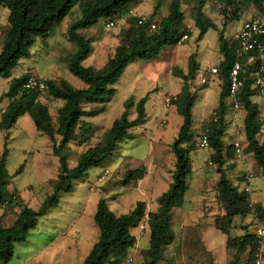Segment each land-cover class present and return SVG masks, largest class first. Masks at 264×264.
<instances>
[{
  "label": "trees",
  "instance_id": "trees-1",
  "mask_svg": "<svg viewBox=\"0 0 264 264\" xmlns=\"http://www.w3.org/2000/svg\"><path fill=\"white\" fill-rule=\"evenodd\" d=\"M140 1L142 0H0V9L8 11L6 30L0 47V78L9 79L11 71L19 61L30 57V49L36 39L46 38L55 26L68 16L73 7L78 6L81 17L68 31V39L74 44L75 50L63 59L68 64L69 73L85 86L75 89L64 82L39 79L46 87L43 92L38 89L27 90L24 86L34 77L26 72L11 79L7 91L0 97V102L7 100L4 110L0 111V131L4 133L3 148L0 151V210H18L9 228L0 227L1 264H8L12 260L15 244L25 241L29 232L35 229L38 219L58 205L62 194L71 192L73 184L82 180L90 169L102 166L112 156L118 144L127 138L128 131L145 122L144 105L147 97L139 99L136 103L132 98L128 99L124 102L125 112L122 117L114 121L103 133L102 144L88 147L79 155L76 165L70 168L66 156L68 145L77 141L88 142L93 133L91 124L82 118L95 117L104 111L105 106L112 100L114 86L130 64L156 57L163 47L176 46L179 39L187 33L181 11L182 0H167V14L164 17H160L161 2L158 0L149 16V21L156 25L153 31H150L148 23L140 26L135 19L129 18L127 27L121 28L114 35L117 45L103 69L96 71L85 68L82 62L89 56L92 47L77 31L88 29L100 20L104 21V25L116 21L127 15L128 10ZM206 1L211 2L222 17L221 28L216 27L205 16L203 3L192 8L189 14L192 18V29L197 32L195 40L200 41L208 30H214L217 33L218 53L221 56L217 67L218 77L222 80L218 105L203 127V130H208L209 147L213 150L211 160L218 165L220 175L216 192L221 214L215 217L213 225L218 232L226 236V249L233 253L227 264H254V254L259 243L249 228L252 224L264 227V207L252 204L251 214L248 194L240 193L232 181L221 172L225 158L222 156L223 149L226 151L225 159L232 158V146H226L222 139L226 134V117L229 111L226 101L228 70L235 60L236 49L232 35L226 37L224 33L227 25L239 20L249 8L264 17V0ZM260 63L264 65V55L252 66L243 62V88L237 101L240 109L245 111L243 153L250 154L256 166L264 173V138H260L263 123L258 105L251 100L255 92L251 88L249 77V72H253L254 66ZM198 69L196 55L192 54L188 58L186 74L174 72L183 82L181 92L169 101L182 118L177 136L170 145L175 166L169 189L157 198V210L148 214L149 248L142 253V264H158L162 249L173 241L170 212L184 203L191 175V149L184 147V143L192 132V108L196 94L191 92V86ZM43 96L48 101L63 103L56 111L55 121L47 105L40 101ZM87 105L92 108L85 111L83 106ZM133 107L136 116L129 119L127 112ZM24 116L30 118L36 132L51 141L52 155L57 157L59 162L57 182L51 193L35 210L24 204L16 190L10 194L6 192L10 182L6 170L10 130ZM22 169L23 165L17 169L16 174ZM143 177L142 170L127 171L121 184L123 187H133ZM145 209V203L137 202L131 211L116 216L109 209L106 200L99 199L93 215L98 238L81 264H124L129 251L135 245L130 230L145 216ZM248 216H251V224L242 227L241 235L231 237L230 231L235 219Z\"/></svg>",
  "mask_w": 264,
  "mask_h": 264
},
{
  "label": "rangeland",
  "instance_id": "rangeland-1",
  "mask_svg": "<svg viewBox=\"0 0 264 264\" xmlns=\"http://www.w3.org/2000/svg\"><path fill=\"white\" fill-rule=\"evenodd\" d=\"M145 2L146 3L142 4V7L147 8L149 5L148 2L151 1L146 0ZM160 2V17H164L167 14L168 1L160 0ZM200 3L204 4L203 12L205 16L216 27L221 28L223 23L222 17L216 11V7L206 0H182L181 11L184 15V25H191L193 27L192 18L189 12L192 8L198 7ZM254 13L255 10L249 8L241 15L239 20L229 23L225 28V36L230 37L240 26L241 22L251 17ZM7 15L8 11L6 9H0V47L6 30ZM80 17L81 13L78 6H74L68 16L56 25L46 38H37L35 44L30 49V57L19 61L18 65L11 71L9 79L0 78V97L7 91L9 80L17 78L28 71L33 72L44 79L50 78L57 82H64L71 87L73 86L74 88H77L75 84L80 83V81L69 73L68 64L63 58L75 50L74 44L68 39V31L73 23L78 21ZM116 25L117 24H115L113 29L107 31L104 28V21L100 20L88 29L78 30L77 34L88 40L92 48L93 42L95 43V48L98 43H101L97 48H100V50L105 49V52L108 53L116 44L114 35L118 33L120 29L119 27L117 28ZM190 35L191 39L182 46H165L156 57L150 60L136 61L133 66L126 68L120 80L114 86V95L110 104L108 103L109 106L107 107V104L104 111L95 117L82 118V120L91 124L93 133L89 136L90 139L88 142L77 141L69 145V151L66 153V156L70 168H73L76 165L79 155L88 147L100 146L103 141V133L110 128L114 121L122 117L125 112L124 102L127 101L130 96V94H126V89L128 92L134 83L135 86L132 87L134 88L132 93H135L137 97H142L149 90L147 87H149L151 81L155 82L157 88L162 87V85L165 86L166 83L167 88L161 93L157 89L155 92H150L149 94L152 101L158 103L162 97L161 94H163L164 91L171 93L178 92L182 80L179 79L174 72H182L183 68H187L188 58L192 54L196 55V61L200 62L201 67L196 72L197 79L195 83L194 81L192 82L193 89H191L196 96L198 95L193 107L194 124H198L200 111L204 109L207 113L212 111L218 103V93L220 89L218 82L220 83V80L213 84L209 83L207 85H201L200 76L206 67H209L210 65H219L221 56L218 53L217 33L210 29L200 41L195 40L196 32L189 34V36ZM184 53H187L185 57L182 55ZM176 57H178L177 64L173 62ZM205 91H208L206 96ZM251 100L258 105L260 111V118L263 123L260 138L263 139L264 96L254 94ZM40 101L47 105L50 115L52 116L53 121H55L56 106L54 103L48 101L44 96ZM58 103L61 104L62 101H58ZM6 104L7 100L5 99L0 102V111L4 110ZM83 108L87 111L92 107L87 105L86 107L83 106ZM127 113L129 119L135 118L136 116L135 110L132 112L129 110ZM229 114L230 110L227 115L229 116ZM159 117V113H157V115L154 114L146 119L140 126L147 131H150L152 130L151 125L155 124ZM233 117L235 123L226 118V134L222 139L225 145H229L231 141L230 139L234 136L236 138L239 137V140L237 141H239L240 144L245 139L242 121L243 112L241 110L239 112H234ZM169 122H171L174 127L179 126L178 117L176 116H174L173 120ZM129 131L127 138L118 144L112 156L102 166L90 169L82 180L75 182L72 191L62 194L59 198L58 205L38 219L35 229L29 232L25 241L15 244L13 258L8 264H81L89 252L91 245L95 243L98 238V229L93 222L95 205L90 212L85 208V201L88 197L97 196L98 194L99 198L106 200L107 203L114 202L116 198H118V202H122L123 200L125 202H133L131 200L132 198L130 197V199H128V197L131 196L134 190L132 187H123L121 184L123 175L127 171L138 169L142 170L145 175L149 169L152 175H149L147 179L144 180V185L146 183L153 185L155 187L153 195L157 198L167 192L172 181L173 171L166 168L167 166L161 171V174H163L165 178L164 181L163 178L158 177L155 173L158 172V170L156 171V164L153 167L148 168L150 163L148 155L151 154L152 146L150 135H146V137L139 134L134 136L132 133H129ZM194 132L195 131L192 130L190 137L184 143V147H187V145L190 144L189 148L191 150L194 149V142L192 140L197 138L200 131H197L196 134H194ZM3 136L4 133L0 131V151L3 148ZM44 138L43 135L35 131L30 118H28V121H23V119H21L18 121L17 126L10 130V141L7 145L8 156L6 160V170L9 174L10 182L6 192L10 194L16 190L24 204L34 210L37 209L44 198L51 193L54 184L57 182V176L59 173L58 158L43 153L41 149L43 146L38 143L40 140H45ZM209 153L210 150L202 149L192 151L189 156L195 160L200 169H207L212 175H214V167L206 166L209 160ZM171 154L173 155L172 152ZM167 161L173 162L171 155L167 157L166 162ZM21 165H23V169L16 174L17 169ZM165 165H167V163H165ZM103 168H108L113 173L104 183L98 185L95 192L92 193L90 188L95 184L96 177ZM197 169L198 168L194 166L193 175H190L189 177L188 189L184 196V208L189 207V202L192 203L191 205L193 206H200V198L210 196L211 207L215 210L216 216H218L220 215L221 210L213 193L214 188L212 190L213 184L207 188L208 191L205 190V186V188L201 189L199 192L197 182H192L197 174ZM251 172L252 173H248L253 177L248 183L249 189L252 191V194L260 199V203L264 205V173H261V171L259 173L257 166L254 167ZM245 176L246 175L232 177L230 180L232 183L234 181L245 182ZM245 186L246 183H243L239 188L243 190ZM155 202H153V207ZM155 204L157 205V202ZM112 205L113 204L110 203V208L113 211ZM17 211V209L12 211L0 210V227L9 228L15 220ZM121 211H124V209H119V213ZM250 224L251 216H248L247 218H236L233 228L230 231V236L235 237L241 235L242 227ZM174 228L175 227H173L172 230L173 236L175 237L173 243L175 242L177 245L184 246V243L178 242V236L180 235ZM92 231L96 234L94 235V240L91 238ZM201 231L206 237L205 240L208 241L212 247V256L214 253L219 255L218 253L224 252V236L212 227V219H209L208 216L202 220ZM186 234L189 235V231H187ZM191 236H193V232H191ZM196 241L197 244L195 242L191 243L190 246L187 244L189 246L188 249L190 248V252H187V257L188 255L190 258L193 257L191 258L192 260L196 256L195 251H200L202 257L205 254L202 251V246L205 247V243L204 241L201 243L200 235L196 237ZM62 242L66 247H69L71 251H69L68 248L67 252L62 254L59 248V251L55 252ZM140 256L134 257L132 264H142L143 257ZM128 257L132 258L129 254L126 259ZM158 264L180 263H168V261L163 263L161 261V263Z\"/></svg>",
  "mask_w": 264,
  "mask_h": 264
},
{
  "label": "crops",
  "instance_id": "crops-1",
  "mask_svg": "<svg viewBox=\"0 0 264 264\" xmlns=\"http://www.w3.org/2000/svg\"><path fill=\"white\" fill-rule=\"evenodd\" d=\"M145 1L146 0H142V1L138 2L135 6L132 7V9H134L135 11H137V12H139L141 14H144L146 16H150L152 14V12H153L154 4L158 0H150L151 2H148L149 5H148L147 8L142 7V4L146 3ZM128 19H129V17L127 15H125V16H123L121 18H118L115 21V24H117L116 27L117 28L119 27L120 29L127 27V20ZM193 33H195V32H193ZM196 35H197V32H196ZM190 39H191V37H190ZM189 40H187V41H189ZM187 41H185L184 43H186ZM100 44L101 43H98L96 45V48H95V43L93 42V48H92L91 53L82 62V65L85 68L93 69V70H96V71L103 69V67L105 66L108 58L114 53V49H115V47L117 45V41H116V44L113 46V49L110 52H108V53L105 52V49L104 50H100V48H97L98 46H100ZM183 44H181L180 46H182ZM182 55L185 57L187 55V53H184ZM87 59H88V61H87ZM173 62L177 64L178 57L174 58ZM196 62L199 65V69H200L201 68L200 67V62L199 61H196ZM220 62H221V59H220ZM133 65H134V63L130 64L129 66L131 67ZM214 67H218V65H210L209 67H206L204 69V72L200 76V80L203 77L206 78L207 82H206V84H203V85H207L209 83L213 84L214 82H217V81L220 80V83L218 82V85L220 87L219 93H218V100H219V96H220V92H221L222 80L220 79V77L210 74V70L212 68H214ZM28 72L34 78L43 79V80H52L50 78L44 79V78L36 75L33 72H30V71H28ZM182 72H183V74H186L187 68H183ZM196 79H197V73L195 74L194 83L196 82ZM182 85H183V82H181V85L179 87L178 92L171 93V92H168V91H164L163 94H161L162 97H161V99H160V101L158 103H154L152 101V98L150 97L149 94H150V92H155L157 89L161 93L163 90H165L167 88L166 83H165V86L162 85V87L157 88L155 82L151 81L149 83V87H147V88H149V90L142 97H137L135 95V93H132L133 90H134V88H132V87L135 86L134 83L132 84L131 89L128 92H127V89L125 90L126 94H130V96L128 98L129 99L132 98L134 100V103H136L139 99L148 96V100H147V102L144 105L146 119H148L150 116H153L154 114L157 115V113H159V115H160V117L157 120V122L155 124L151 125L152 130L147 131L146 129L142 128L141 126H137V127L132 128L129 131V133H132V135H134V136L139 134V135H142L144 137H146V135H150V139H153V142L150 141L152 143V146H151V154L148 155L149 156L148 158L150 160L148 168L153 167L156 164L157 165L156 171L158 170V172H155V173H156V175L158 177L163 178L164 181H165V178H164L163 174H161V171L166 166H167L166 168H168L170 171H173L174 156L170 152V145L172 144V142L176 138L178 130H179V127H180V125L182 123V118L176 113V110H175L174 106L169 104V101H170V99L174 98L177 94H179L181 92ZM75 86L77 87L75 89H81V88L85 87L84 84L81 81H80V83L75 84ZM191 89H193L192 86H191ZM207 94H208V91H205V96ZM197 97H198V95L196 96V100H197ZM52 103H54V105L56 106V111H57L58 108H60L63 105V103L60 104L58 102H52ZM195 103H196V101H195ZM195 103H194V105H195ZM109 104L107 105V107L109 106ZM227 104L229 106L230 114H229V116L227 115L228 117H226V118L229 119V121L234 122L233 121V118H234L233 116H234V112L235 111L232 110V108L229 105V103H227ZM217 105H218V103H217ZM217 105L209 113H207L205 109L200 111L199 117H198L199 118L198 124L195 125L194 121H193L192 130L195 131L194 134H196L197 131H200L199 134L197 135V138H194L192 140L194 142L193 146L195 145L196 141L200 138V134H201V132H203V127H204L205 122L211 117V115L213 114V111L216 109ZM130 110L132 112L135 109L133 107ZM239 111H236V112H239ZM241 111L243 112V118H242V121H243L244 117H245V111H243V110H241ZM174 116L178 117V125H179L178 127L172 126L171 122H169V121L173 120ZM192 116H193V108H192ZM28 118L29 117L24 116V117H21L19 120L23 119V121H28ZM132 119H134V118H132ZM162 120L166 121V126L163 129L159 130V129H157V124H158V122H160ZM18 121H17V123H18ZM17 123L15 124V126H17ZM31 137H32V135H31ZM43 137H45L44 138L45 140H40L38 143L43 146L41 148L43 153H45L47 155H52V143L46 136H43ZM230 140H231L230 144L226 145V146H232L234 141L239 140V137L236 138L234 136ZM244 141H245V139H244ZM244 141L241 144H243ZM69 145H68V147H69ZM189 145H187L186 148L190 149ZM207 149L210 150V153H209V158H208L209 160H208L206 166L207 167H214L215 174L212 175L207 169H200L199 165L195 162V160L189 156L190 164H191V175H193L194 166H196L198 168L197 169V174L195 175V177L193 176L194 179H193L192 182H194V183L197 182V186L199 187V190H198L199 192L201 191V189H204L205 186H206L205 190H207V188H209L213 184L212 190L214 188L213 193H214V195L216 197V183H217L220 175L218 173V165L216 163H213L212 160H211V157L213 155V150L210 147L207 148ZM196 150H202V149H196L194 147V149L190 151V154H191L192 151H196ZM170 155L173 158V162L172 161H167L166 162L167 157H169ZM222 156L226 158L225 149H223V151H222ZM246 156L250 157V158H247ZM225 158H223L224 159V163H223V165L221 167V172H223V174L228 179H231L232 177L243 176V175H247L248 173H252L251 171L254 169V167H256V164H255V162H254V160H253V158H252V156L250 154H244V156H243V158L241 160L234 159L233 146H232V158L227 159V160ZM165 163H167V165H165ZM258 170H259V173H260V171H261L260 168H258ZM112 173L113 172L111 171V175H112ZM149 175H152V174L150 173V171L148 169V171L144 175L143 179L140 180L137 183V185L132 187L134 192L131 194V196L128 197V199H130V197H131L132 198L131 200L133 202H125L124 200L122 202H118V198H116V200L114 202H108L107 203V205H108L110 210H111L110 203L113 204L112 205L113 211L112 210L111 211L116 216L123 215V214H126L129 211H131L137 202L145 203V205H146L145 215L146 216H148L149 213L155 212L157 210V205L155 204L156 203L155 201L157 200V197L156 196L154 197V195H153L155 187L153 185H150L149 183H146L144 185V180L147 179V177ZM243 183H244V181H242V182H238V181L235 182L234 181L233 182V185L235 187H237V189H238V191L240 193L243 190H241V188H239V186H241ZM191 185H192V183H191ZM91 192L94 193L95 190L91 191ZM248 196H249V201L253 205H258V206L264 207V205H262L260 203V199L258 197H256L254 194H252L251 190L249 191ZM109 198H110V196H109ZM99 199L100 198H99L98 194H97V196L95 195L93 197H88L86 199V201H85V208H87L91 212V209H93V206L95 205V209H96V205H97ZM216 199H217V197H216ZM200 200H201L200 201L201 202L200 206L199 205L193 206V205H191L192 203L189 202V207L188 208H184L185 204L183 203V205L180 208H174V209L171 210V212H170V226H171V229L173 230V227H175L174 229H176L177 233H179V235H180V236H178L179 237L178 238L179 239L178 242L179 243H184L185 245L181 246V245H177L175 242L173 243V241L175 239V237L173 236L172 243L169 246H167V247L162 249L160 260H159L158 263H161V261L163 263L168 261V263H170V262H174V263L175 262H179L180 264H227L229 262V260L231 259L233 253L226 249V236L223 235V234L222 235L224 236V240H223V242H224V252L223 253H221V252L218 253L219 255H216V253H214L213 256H212V252H211V248L212 247H211L210 243L205 240L206 237L202 234L201 227H202V220L206 216H208L209 219H212V227L214 228L213 222H214V219L216 217V213H215V210L211 207L210 196H206V197L204 196V198L201 197ZM153 202H155L154 203V207H153ZM119 209H124V211H121V212H124V213H121V212L119 213ZM93 215H94V213H93ZM187 231H189V235L186 234ZM191 232H193V236H191ZM149 233H150L149 232V228L141 231V230H139L137 225H136V227H134V228H132L130 230L131 236H133L134 239H135V245L128 253L132 257V262H133L134 257L140 256V255L142 256V253L149 248ZM94 235H96V234H95V232L92 231L91 232L92 240H94V238H95ZM199 235L201 236V243H202V241H204V243H205V247L202 246V251L205 254L202 252L204 254V256L202 257L201 254H200V251H195L196 256L192 260L191 258H193V257L190 258L189 255L187 257V254H188L187 252L190 250V248L188 249V247L191 245V243H194V242L196 243L197 242L196 241V237H198ZM93 245H94V243L91 245V248H92ZM59 248H60V252H62V254H63L65 252H67V249L69 247H66L63 244V242H62V244L59 245V247L57 248V250L55 252L59 251ZM91 248H90V250H91ZM69 251H71L70 248H69ZM88 253H87V255H88ZM210 257H212V258H210Z\"/></svg>",
  "mask_w": 264,
  "mask_h": 264
},
{
  "label": "built area",
  "instance_id": "built-area-1",
  "mask_svg": "<svg viewBox=\"0 0 264 264\" xmlns=\"http://www.w3.org/2000/svg\"><path fill=\"white\" fill-rule=\"evenodd\" d=\"M129 18H133L137 21L140 26L149 24L150 31L154 30L156 25L149 21V16L141 14L134 9H129L127 12ZM115 27V21L108 22L104 25L105 30L109 31ZM187 33L182 36L177 42V46H180L185 41L190 39L189 34L193 33L191 25L186 26ZM233 41L236 45L235 49V60L228 70V93L226 101L229 103L233 111H239L240 106L238 104L237 98L238 94L243 88V79L241 77L244 72V64L252 66L256 64L258 59H262L264 55V17L258 13H254L251 17L242 21L237 30L232 34ZM244 62V64H243ZM210 74L218 76V68L214 67L210 70ZM249 77L251 80V88L254 90L255 94L259 96H264V65L263 63L254 66L253 72H249ZM207 80L203 77L200 80V84H206ZM27 90L39 91L45 90L44 83L37 79L31 78L28 80L27 84L24 86ZM166 126V121L162 120L158 122L157 129L161 130ZM208 130H203L200 134V138L196 141L194 147L196 149H207L209 148V141L207 136ZM153 142V139H150ZM234 159L241 160L244 156L242 145L239 141H234ZM111 175V171L108 168H103L100 170L96 177L95 184L90 188V191H94L98 185L104 183ZM253 177L251 174L245 176L246 186L243 192L249 193L248 183ZM218 193L216 192V197ZM250 213H253L252 203H250ZM139 230H145L148 228V216H144L138 223ZM250 233L255 236L259 245L254 254V264H264V227L259 224H252L250 227ZM124 264H132V258L128 257Z\"/></svg>",
  "mask_w": 264,
  "mask_h": 264
}]
</instances>
